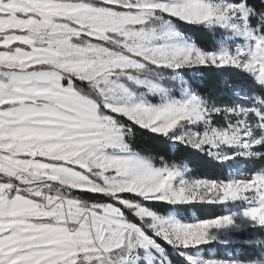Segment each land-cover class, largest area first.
<instances>
[{
	"label": "snow or ice",
	"instance_id": "1",
	"mask_svg": "<svg viewBox=\"0 0 264 264\" xmlns=\"http://www.w3.org/2000/svg\"><path fill=\"white\" fill-rule=\"evenodd\" d=\"M0 264H264V0H0Z\"/></svg>",
	"mask_w": 264,
	"mask_h": 264
}]
</instances>
